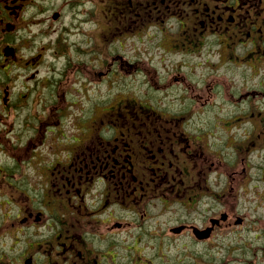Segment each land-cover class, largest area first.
<instances>
[{
    "label": "flooded vegetation",
    "instance_id": "af4514ba",
    "mask_svg": "<svg viewBox=\"0 0 264 264\" xmlns=\"http://www.w3.org/2000/svg\"><path fill=\"white\" fill-rule=\"evenodd\" d=\"M0 264H264V0H0Z\"/></svg>",
    "mask_w": 264,
    "mask_h": 264
},
{
    "label": "rangeland",
    "instance_id": "374dc122",
    "mask_svg": "<svg viewBox=\"0 0 264 264\" xmlns=\"http://www.w3.org/2000/svg\"><path fill=\"white\" fill-rule=\"evenodd\" d=\"M67 10V11H66ZM62 12L65 15L64 20L66 19V22L69 24L67 25L66 29L67 30H62L59 31V25L55 26L53 31L51 33V38H53V40L58 39L63 41L62 44V51H66L68 53V56L70 57V59L72 61H76V62H80V63H87L88 59H90L92 57L91 54H87V53H91V51H89L88 49L91 48L92 46H94L93 44L95 43V41L91 40L89 37L91 36V32H92V28L89 30V28L87 29H81L78 27V21L80 20V14L77 10L76 7H74L73 9H70L69 7L67 9L63 8ZM39 22V21H37ZM40 29V28H39ZM84 30V31H83ZM83 31V32H81ZM42 41H44V39H42ZM38 42V41H37ZM44 42H49L47 40H45ZM44 42H42L41 44L34 45L35 48L36 47H40V46H44L45 44H43ZM53 45H50V50H53ZM111 47L107 46L106 47V51H109ZM55 61L53 62L52 58L50 59L49 57V53L45 54L43 62L39 68L40 70V75H44V71L45 68L48 67V63L49 64H55V66L57 67H62L63 66V60H61L60 62ZM50 66V65H49ZM77 81L75 79V82H81L82 79L80 75L76 74ZM106 83V80L103 79L100 82V87H102L104 84ZM86 83H83V85H85Z\"/></svg>",
    "mask_w": 264,
    "mask_h": 264
}]
</instances>
